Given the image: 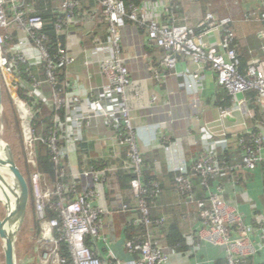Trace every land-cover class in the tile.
Listing matches in <instances>:
<instances>
[{
  "label": "built area",
  "instance_id": "obj_1",
  "mask_svg": "<svg viewBox=\"0 0 264 264\" xmlns=\"http://www.w3.org/2000/svg\"><path fill=\"white\" fill-rule=\"evenodd\" d=\"M94 1L103 7L108 23L107 40L102 43L97 39L94 48L91 50L80 48L79 51L84 55L86 67L97 65L100 68L105 84L99 89L103 91L101 94H94V98H81L75 94L64 93L59 87L56 73L59 69H69L75 64L77 59L75 52L69 51L67 46H64L58 49L55 56H51L47 46L48 38L43 33L44 21L34 14L27 1L0 0V76L2 74L6 84L9 81L8 77L14 78L17 93L23 83L20 77L21 66L31 68L32 64L44 65V81L29 75L32 83L31 86L28 84L29 97L34 94L40 95L43 86H49L51 95L47 104L54 112L53 128L47 137H36L31 127L33 119H29L27 132L24 129L26 141L29 147L30 145L32 147L36 141L47 146L51 161L59 168L60 178L69 176L71 179L70 185L59 181L56 186L51 187L49 184L43 185L42 181L46 182V179L38 173L32 172L30 175L32 206L36 222L40 224V234L36 237V262L39 264H188L190 259L201 250L203 241L191 232L182 236L187 247L186 251L172 254L155 238L154 231H151L153 224L151 207L161 197L162 188L160 181L153 182L150 189L142 184L144 160L138 147V128L132 122L131 109L126 98V90L131 82L121 49V30L125 20L145 28L146 47L161 53L159 70L153 69L151 63L143 57L147 62V69L151 71V79L164 81L171 77L187 78L190 82H185L180 87L190 93L191 105L194 109H198L200 108L198 86L202 80L199 74L206 65L215 76L218 87L230 97L231 106L218 109V119L215 121L217 125L213 124L209 128L201 129L205 143L195 159L187 163L184 153L181 152L171 158L168 165L170 171L175 174L174 184L180 197V204L198 209L203 226L209 228L207 239L225 247L226 264H238L244 258L254 255L256 250L246 234L248 230H255L260 223H254L251 229L246 227L245 220L237 209L222 198V185H219L217 192L213 193L209 189V180L228 178L238 186L243 173L260 169L264 175L262 130L258 133L247 131L236 137V149L241 157L239 161L234 158L227 163L222 157L223 153L229 150L228 145L217 140L230 135L223 123L233 117L237 111L245 113V121L253 120L254 112L247 109V98L240 96L256 92L261 112L264 114V61L248 66L245 76L239 74L238 54L232 46L235 34L231 27L234 23L231 17H224L214 22L213 15L207 13L203 21L193 28L176 24L171 3L177 0L164 2L144 0L138 8L130 12L126 11L121 0ZM245 1L248 0H240L241 3ZM59 11L61 15L56 19L53 27L58 33H62L80 17L79 1L65 0ZM259 17L255 12L246 13L242 15V20L259 19L263 23L260 37L264 40V12L259 14ZM10 27H14L17 32L26 35L31 41L36 49L33 55L14 49L11 44L12 37L8 33ZM214 34L218 37L215 43H207L206 38ZM178 55L190 59L196 70L191 73L177 72ZM17 99L20 100L18 101L20 105L21 101L24 105H28L34 118L36 112H33V108L18 95ZM23 112L24 119L28 115L26 110ZM93 119L103 120L112 131L111 137L114 143L125 151L126 162L122 165V171L133 176L129 190L133 207L123 203L117 211H109L99 205L98 200L102 194L100 186L108 182L107 174L112 170L100 161L97 162V167H91L83 175L88 178L87 186L82 191L76 186L77 174L70 167L68 145L73 147L81 142L85 130ZM216 127L221 128L219 134H215L212 130ZM62 142L64 145H61ZM193 176L198 177L200 187L206 191V198L203 200L194 197ZM52 197H56V200L52 201ZM46 206L56 213V217L45 219ZM131 208L135 209L136 214L129 219L130 225L147 227L149 231L146 238L142 242L136 240L123 242L121 249H124L129 260L120 259L113 250H110L108 256L96 254L90 244L95 245L101 239L104 219L113 214L128 212ZM167 220L166 215H161L154 224L160 226ZM234 234L239 237L234 239ZM61 243L65 245L67 257L61 254ZM1 248L0 243V264H3ZM259 250H264V241L259 245Z\"/></svg>",
  "mask_w": 264,
  "mask_h": 264
},
{
  "label": "crops",
  "instance_id": "obj_2",
  "mask_svg": "<svg viewBox=\"0 0 264 264\" xmlns=\"http://www.w3.org/2000/svg\"><path fill=\"white\" fill-rule=\"evenodd\" d=\"M64 1L61 0L57 10H60ZM78 1L80 17L75 24L68 26L65 31L59 33V35L66 36L65 46L69 51L75 52L77 59L75 64L66 71L65 78L58 84L64 93L75 94L81 98H94V94L103 92L99 89L105 83L97 65L91 67L84 65V55L79 49L91 50L95 47V40L97 39L102 43L106 42L108 23L103 7L98 2L94 0ZM212 1L177 0L171 3L176 16V24L196 28L208 13V7ZM29 5L33 10L32 4ZM236 6L235 4L234 6L223 4L220 9L216 7L213 18L214 22L225 14H231L236 18L233 24L235 47L242 66L246 68L255 62L264 61V40L260 37L263 23L256 18L243 21L240 17L246 13L254 12L258 13L259 17V14L264 12V0H248L239 4V7ZM176 9L182 11V16L177 15ZM133 24H124L121 30L122 57L131 82L126 90V98L131 109L132 122L138 128L139 151L142 157L150 159L154 173L160 183H164L165 186V191H162L161 195V197L164 196L162 204L160 203V206L157 207L159 215H166L167 221L173 220V224H179L182 236L192 232L197 235L200 241H203L201 250L190 259L188 264H217L219 261L225 260V247L207 239L209 228L203 226L198 209L180 204V197L167 177L168 175L173 177L175 175L170 171L168 165L171 158L182 152L185 161L189 163L203 148L205 137L201 129L209 128L213 124L217 125L215 121L218 119V109L226 108L220 106L221 89L215 81V76L210 72L209 66H203V71L199 74L202 80L198 86L200 108L194 109V106L191 105L190 93L180 87L181 84L190 82L187 78L171 77L164 81L151 79V71L147 69L146 64L149 62L153 69L159 70L161 53L157 50L151 53L145 51L146 33L140 31L139 26ZM11 29L16 31L14 27ZM17 37L15 44L12 45L14 49L27 55H33V51L36 49L26 35L18 32ZM217 39V35L214 34L206 38L205 41L214 44ZM143 57L146 58L147 62ZM177 58L179 61L176 66L177 72L191 73L196 70V67L187 57L178 55ZM39 66L32 64L30 67L34 70ZM27 90H29L28 85ZM50 95V88L45 85L37 97L47 104ZM243 97L247 98V95L240 96V98ZM247 109L251 110L248 105ZM260 113L257 117L254 112L253 120L245 121V113L237 111L233 117L224 121L223 125L230 135L217 140L228 145L230 158H236L237 161L241 159L240 152L236 149V137L247 131L258 133L259 130H262L264 135V123L259 121L262 116L264 117V114L261 110ZM220 129L216 127L212 130L215 134H219ZM111 132L103 120H91L81 142L73 147L68 145L70 147L68 158L71 169L77 174L75 180L79 191H82L88 184V178L83 175L91 169L88 166L89 161L90 163L91 161H100L112 169L108 173L110 175L108 185L100 186L102 194L98 203L106 210L117 211L124 202H127L131 207L134 206V203L129 200V190H122L123 182L116 180L115 177L119 171L122 172V165L126 162V156L124 149L112 140ZM83 148L85 149L84 152ZM209 185V189L213 193L217 192L219 185H222V198L237 209L244 218L246 227L251 229L254 223H260L256 229L254 228L255 230H248L246 234L256 253L242 261L248 260L249 264H264V250H259V245L264 241V175L261 170L256 169L254 172L243 173L238 186H235L228 178L210 179ZM199 193L203 199L206 198V191L203 188ZM165 208L166 212L164 211ZM114 217L112 215L104 219L100 234L101 239L94 245V249L104 256H108L110 250H113L120 259L129 260L124 249H121L125 241L122 230L124 219ZM238 237L234 234L233 238L237 239ZM163 242L159 241L172 254L180 252L175 249L177 246L172 248L168 243Z\"/></svg>",
  "mask_w": 264,
  "mask_h": 264
},
{
  "label": "trees",
  "instance_id": "obj_3",
  "mask_svg": "<svg viewBox=\"0 0 264 264\" xmlns=\"http://www.w3.org/2000/svg\"><path fill=\"white\" fill-rule=\"evenodd\" d=\"M26 1L29 4H32L34 14L40 16L43 19L44 25H45L43 33L46 34V36L48 38L47 46L49 47V52H50L51 56H55L57 54L58 49L60 47H64L66 44V36L59 35V33L53 27L56 19L58 17H60V15H61L60 14L61 12L59 10H57V6H58V4L61 3V0H57V1H55V0H26ZM121 1L124 3L127 12H130L133 9H135L133 7L138 8L143 2V0H121ZM211 3L212 4L208 7V9H209L208 13H210L213 16L216 13V7H217V9H220L223 4H225V5L228 4L231 6L232 5L234 6V4H235V5H237L236 7H239V4H241L240 0H213ZM176 13L178 16H182V11L180 9H176ZM224 17H231L234 20V22L236 20V18L231 14H225V16H222V17L218 18L217 20H220ZM240 18L242 19V17H240ZM175 22H176V20H175ZM125 24H133V22H131L129 20H125ZM133 25H136V24L134 23ZM136 26H138V25H136ZM231 27L233 29V25ZM139 28H140V31H143V32L145 31V33H146L145 28H141V27H139ZM8 33L12 37V43L11 44L14 45L16 42V39L18 38L17 37L18 32L14 31L10 27L8 29ZM145 38H146V34H145ZM91 41L93 42V39H91ZM232 46H233V49H235L237 51V49L235 47V38H234ZM145 51H147L148 53H151V52L156 51V50L155 49H149L148 47H145ZM238 61H239L238 66H237L238 72L240 75L245 76L248 67L244 68L242 66L243 64L239 60V55H238ZM67 70L68 69L63 68V69H59L56 71L58 82L62 81V79L65 78V74H66ZM29 75H32L33 78H35L39 81H44L45 80L44 65H40L39 67L35 68L34 70H33V68L21 66L20 77L24 81H23V83H21V86H19V89L17 91V93H18L17 95L21 100L27 102L29 104V106L33 108V112H36L34 114V118L32 120V125H31V127L34 131V135L36 137H40V138L47 137L53 128V114H54V112L52 111V108L48 104H46L42 99H38V97H37L38 94H34L33 96H31V98L29 97L30 90H27V88H26V86L31 81ZM221 92H222V95H221L220 106L229 108L231 106V99L224 90L221 89ZM247 100H248L249 109H251L253 112H255L256 116L258 117V115L261 114L260 113L261 108H260V105L258 102V94L254 91L248 93L247 94ZM259 121L261 123H264V117L262 116L261 120L259 119ZM244 137L248 138L247 136H244ZM248 140L249 139H247V142H248ZM61 145H64V142H62ZM81 147H82V145H81ZM84 151H85V149L83 148V152ZM222 158L225 159L227 161V163L232 161V158H230L228 151H225L223 153ZM143 160H144V167H143V182H142V184L145 188L150 189L151 184L153 182H156L159 180L157 178V175L153 171L150 159L143 157ZM65 161H66V159H65ZM88 166L90 168L91 167H97V161L96 162L91 161V163L89 161ZM29 167H30L31 172L38 173L39 175H41L42 178L44 177L46 179V182L51 187L56 186L59 183V181H62L65 185H70V181H71L70 177L66 176V177L60 178L59 168L57 165H55L51 161V154H50L49 149L47 148V146L43 145L39 141H36L33 145L32 164ZM109 176L110 175L107 174L108 179H109ZM115 177H116V180L123 182V189L122 190H124V191L130 190V182L133 179L132 175L126 174V172H124V171H122V172L119 171V173ZM174 178H175V175H174V177L171 175H168V177H167L170 184L172 183L173 189L175 190V184L173 182ZM193 179H194L193 180L194 197L197 200H203L202 195H200V193H199V191L202 188L199 185L198 177L193 176ZM106 185H108V182L106 183ZM160 186L162 188V191L164 192L165 191L164 183H161ZM55 200H56V197H52V201H55ZM129 200H131V199L129 198ZM160 203L162 204V197H160L157 200V202H155L154 206L151 207V216H152V222H153V224L151 226V231H154L155 238L157 240H159L160 242L164 241L165 243H168L169 246H171L172 248L177 246V248H175V249L180 251V252L186 251L187 247L185 246V242L183 240L182 233H181L182 232L181 226L179 224H173L172 223L173 220L166 221L164 224H162L160 226H156L154 224V221H156L159 217H161V215H159V210L157 209V207L160 206ZM124 204H127V202H124ZM164 211L166 212V208ZM135 214H136L135 209L131 208V210H129L128 212L113 214V216H115L114 218L124 219V221H123L124 225L122 227V230L124 232V238H125L124 240L125 241L126 240H136L137 242H142L146 238V235H147L149 230L147 227H145L143 225H139V226L130 225L129 219ZM44 215H45V219H47V220L56 217V213L53 212L49 206H46L45 211H44ZM36 224H37V222H36ZM36 230H37V225H36ZM87 243L89 244V242H87ZM90 246L92 247L93 251L96 254H98V252L94 249V245L90 244ZM31 247H32V245L30 246V248ZM60 249H61V254L64 257H67L65 245L63 243H61ZM217 264H226V262L221 260ZM238 264H249V261L248 260L247 261H241Z\"/></svg>",
  "mask_w": 264,
  "mask_h": 264
},
{
  "label": "rangeland",
  "instance_id": "obj_4",
  "mask_svg": "<svg viewBox=\"0 0 264 264\" xmlns=\"http://www.w3.org/2000/svg\"><path fill=\"white\" fill-rule=\"evenodd\" d=\"M1 83L3 87V96L4 101L2 102V116H1V138L4 143L8 144L13 152V157L15 160L16 165L21 170L25 179H27L29 184V178L32 174L30 170V165L32 164V147L27 144L26 141V134L27 129L29 128V119H33L32 112L30 111L28 105H24L21 101L22 108H19L20 101L17 99L16 88L14 86V78L8 77L7 84L3 80L2 74L0 76ZM24 81V80H23ZM32 83H29L31 86ZM23 103V104H22ZM27 111L26 118L23 119V115L25 114L23 111ZM27 128V129H26ZM25 129V130H24ZM0 174L4 176L5 179V186H3L4 193L6 195H10L9 193V176H6L2 171ZM43 185L48 186V183L42 181ZM41 183V182H40ZM2 192V189H0ZM164 198V196L162 197ZM2 199L0 198V219L4 215V208L1 203ZM30 213L33 216V220H29L26 218V221L21 227V230L18 232L15 240V254H16V262L17 264H39L36 262L37 259V236L40 234V224L37 222L36 224V215L34 211V207L32 206V199L30 202ZM37 225V230L35 228ZM20 243V244H19ZM32 247L30 248V246ZM2 249V248H1Z\"/></svg>",
  "mask_w": 264,
  "mask_h": 264
},
{
  "label": "water",
  "instance_id": "obj_5",
  "mask_svg": "<svg viewBox=\"0 0 264 264\" xmlns=\"http://www.w3.org/2000/svg\"><path fill=\"white\" fill-rule=\"evenodd\" d=\"M2 86L0 78V128L3 102V90H1ZM0 141L3 142L1 132ZM2 154L4 158H0V170L4 168L8 173L7 176L10 178L9 193L14 197V199L10 200L4 194L3 186H5L6 183L4 176L0 174V189H2V195L4 198V201H1L4 208V215L0 219V243L2 245L3 264H17L15 240L18 232L21 230V227L25 222L26 212L30 209L31 194L28 181L16 165L13 152L6 143H4ZM30 219L33 220L31 213ZM9 229H12V231H9Z\"/></svg>",
  "mask_w": 264,
  "mask_h": 264
},
{
  "label": "bare ground",
  "instance_id": "obj_6",
  "mask_svg": "<svg viewBox=\"0 0 264 264\" xmlns=\"http://www.w3.org/2000/svg\"><path fill=\"white\" fill-rule=\"evenodd\" d=\"M0 64H1V62H0ZM1 90H3V87L1 88ZM4 96L2 95V100L4 101ZM19 108H22V106L21 105H19ZM3 146H4V142H2V141H0V158L1 159H3L4 157H3V154H2V150H3ZM0 171H2L6 176H7V171H6V169H1ZM3 193L0 191V198L2 199V201H4L3 199V195H2ZM5 194V193H4ZM6 195V194H5ZM10 200H13L14 199V197L10 194V195H6ZM26 217H25V220H26V218L28 217L29 218V220H30V217H29V211L27 210V212H26V215H25ZM9 231H12V229H9Z\"/></svg>",
  "mask_w": 264,
  "mask_h": 264
}]
</instances>
